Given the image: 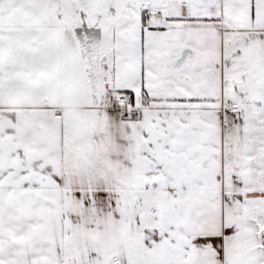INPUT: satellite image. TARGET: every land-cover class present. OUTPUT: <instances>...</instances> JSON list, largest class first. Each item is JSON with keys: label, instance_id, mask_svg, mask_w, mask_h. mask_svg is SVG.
Wrapping results in <instances>:
<instances>
[{"label": "snow or ice", "instance_id": "obj_1", "mask_svg": "<svg viewBox=\"0 0 264 264\" xmlns=\"http://www.w3.org/2000/svg\"><path fill=\"white\" fill-rule=\"evenodd\" d=\"M0 264H264V0H0Z\"/></svg>", "mask_w": 264, "mask_h": 264}]
</instances>
